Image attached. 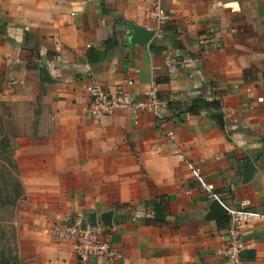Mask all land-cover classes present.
Returning a JSON list of instances; mask_svg holds the SVG:
<instances>
[{"label": "crops", "instance_id": "1", "mask_svg": "<svg viewBox=\"0 0 264 264\" xmlns=\"http://www.w3.org/2000/svg\"><path fill=\"white\" fill-rule=\"evenodd\" d=\"M156 2L168 20L153 18ZM127 22L155 34L126 42ZM89 74L137 100L153 91L221 108L165 106L162 126L148 109L92 118ZM0 105L15 123L24 190L13 222L21 264H230L222 250L234 207L252 213L241 227L243 264H264V0H0ZM191 165L225 216L206 218L213 200ZM159 200L164 225L151 223ZM109 212L105 237L120 258L81 262L73 241L50 234L67 218L102 224Z\"/></svg>", "mask_w": 264, "mask_h": 264}, {"label": "built area", "instance_id": "2", "mask_svg": "<svg viewBox=\"0 0 264 264\" xmlns=\"http://www.w3.org/2000/svg\"><path fill=\"white\" fill-rule=\"evenodd\" d=\"M152 16L159 22L169 19V15L159 2L155 3ZM89 78L90 83L86 86L89 96L86 112L90 117L98 119L120 109L132 113L137 118L142 111L148 109L155 113L158 125H163L161 110L167 104L153 91H146L144 98L137 100L122 85L107 90L91 74H89ZM127 84H132V81L128 80ZM191 167L194 173L201 178V187L205 191L206 198L211 201L217 199L213 185L202 180L200 168L193 165ZM251 215V212L239 207L228 211L226 243L222 253L230 264H243L241 252L244 245L240 238L241 227L250 220ZM105 229L107 227L98 222L93 223L88 218L84 220L67 218L62 223L51 227L50 234L73 241L76 255L81 262H86L92 257H101L107 260L120 258L119 250L105 237Z\"/></svg>", "mask_w": 264, "mask_h": 264}, {"label": "trees", "instance_id": "3", "mask_svg": "<svg viewBox=\"0 0 264 264\" xmlns=\"http://www.w3.org/2000/svg\"><path fill=\"white\" fill-rule=\"evenodd\" d=\"M167 107L172 111H183L191 114H197L203 110L205 111H220L221 105L218 100H207L204 98H193L188 102L181 103L175 100H166ZM14 146L12 138L4 130V122L0 112V160L3 166V174L0 177V211L5 213L9 212V209L16 207L17 202L23 198L24 190L22 183L17 173V166L14 160ZM163 200L154 203V217L151 223L155 225H164L166 212L164 210ZM14 212V211H13ZM12 212L11 220L2 219L1 221L14 224L12 218L14 213ZM0 228L2 226L0 225ZM3 229V228H2ZM0 264H10L8 259L2 260Z\"/></svg>", "mask_w": 264, "mask_h": 264}, {"label": "water", "instance_id": "4", "mask_svg": "<svg viewBox=\"0 0 264 264\" xmlns=\"http://www.w3.org/2000/svg\"><path fill=\"white\" fill-rule=\"evenodd\" d=\"M126 27L128 29V34H127V39L125 41L130 42V43H140L142 45H146L150 41L152 36L155 34L154 30H148V29L136 26L135 24L130 23V22L126 23ZM40 78L43 82H47V83L51 82L48 72L45 66L43 65L41 67ZM210 115L212 118H214L218 122L220 127L224 129L223 115L220 112H212L210 113ZM254 170H255V167L253 163L250 161L246 169V174H245L246 179H249L252 176ZM226 214H227V211L220 204V202L218 200H213L211 202L210 211L207 213L206 218L208 219L217 218V217L225 216ZM111 217H112L111 212L104 214L102 216V224L110 227ZM89 220L93 223L96 222L95 216L93 215L89 218Z\"/></svg>", "mask_w": 264, "mask_h": 264}, {"label": "rangeland", "instance_id": "5", "mask_svg": "<svg viewBox=\"0 0 264 264\" xmlns=\"http://www.w3.org/2000/svg\"><path fill=\"white\" fill-rule=\"evenodd\" d=\"M0 112L4 122V130L9 135V137L12 138L15 133L14 120L6 106L0 105ZM2 174L3 166L1 165L0 160V177ZM16 209L17 204L14 209L11 207L8 213L0 211V225L3 228H0V262H2L4 259H8L10 264H21L19 258L17 257V232L15 227H12V225L9 223L10 221H1L2 219L11 220L10 218L12 216V212L14 211L13 213L15 215ZM12 221L14 222V217L12 218Z\"/></svg>", "mask_w": 264, "mask_h": 264}]
</instances>
